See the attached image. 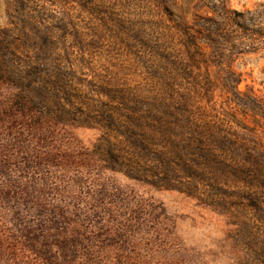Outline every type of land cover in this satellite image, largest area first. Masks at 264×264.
<instances>
[{
	"label": "rangeland",
	"instance_id": "rangeland-1",
	"mask_svg": "<svg viewBox=\"0 0 264 264\" xmlns=\"http://www.w3.org/2000/svg\"><path fill=\"white\" fill-rule=\"evenodd\" d=\"M158 1L0 0V38L13 66L68 71V85L93 106L106 102L104 84L143 85L139 42L155 39L148 25L164 21ZM194 1L167 5L177 2L189 20ZM263 1L226 3L244 10ZM233 68L241 101L253 109L229 110L216 94L215 110L240 120L234 140L264 162V57L241 55ZM30 89L0 81V264H264V188L252 178L190 179L176 168L171 189L154 187L141 169L132 179L107 149L147 168L151 155L84 125L86 105L65 104L61 92L40 103Z\"/></svg>",
	"mask_w": 264,
	"mask_h": 264
},
{
	"label": "trees",
	"instance_id": "trees-1",
	"mask_svg": "<svg viewBox=\"0 0 264 264\" xmlns=\"http://www.w3.org/2000/svg\"><path fill=\"white\" fill-rule=\"evenodd\" d=\"M167 1L156 2L163 23L148 25L155 30V39L139 42L145 52L140 58L144 71L141 86L104 84L98 93L106 102L85 104L80 92L68 85V71L33 67L22 72V68L11 64L7 54H14L1 38L0 81L27 94L33 81L39 80L40 88H31L30 92L40 97V103L48 101V95L58 98L61 92L65 104L75 100L86 105L90 112L84 125L103 131V138H121L132 151L139 149L144 156L151 155L154 168H147L139 166L135 158L121 159L107 149L109 161L120 165L132 179H141L138 171L142 170L150 173L154 187L171 189V176L181 173L195 179L213 173L235 179L250 177L255 186L264 188V180H260L264 178V162L231 134L233 128L241 127L240 120L232 112L219 114L213 101L217 94L229 110L231 106L243 109L241 113L253 109L241 101L246 96L237 90L241 75L233 63L241 55L264 57V1L253 9L232 10L226 0H195L189 20L179 12L181 5L172 2L169 7ZM98 7L92 10L83 6L90 12H98ZM39 39L43 45L50 42L46 34ZM21 75H26L24 81L28 84L18 82ZM31 102L34 104L33 99ZM57 105L48 106V112L53 113L51 109ZM56 121H64L61 114ZM119 160L125 163L118 164Z\"/></svg>",
	"mask_w": 264,
	"mask_h": 264
}]
</instances>
